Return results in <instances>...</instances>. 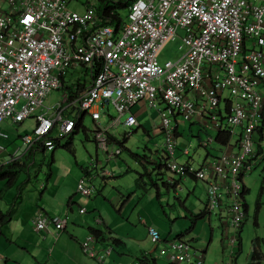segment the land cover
Wrapping results in <instances>:
<instances>
[{
  "label": "built area",
  "instance_id": "obj_1",
  "mask_svg": "<svg viewBox=\"0 0 264 264\" xmlns=\"http://www.w3.org/2000/svg\"><path fill=\"white\" fill-rule=\"evenodd\" d=\"M0 2V123L35 120L32 133L20 136L13 156L22 149L26 155L35 145L53 151L56 139L72 134L86 114L94 123L97 145L107 150L109 129L100 127L101 109L114 107L119 118L112 125L127 114L124 125L133 127L138 126L134 105L143 99L153 108L164 103L167 112L159 114L167 167L206 184L209 213L226 206V231L235 233L230 238L234 245L246 214L242 177L254 164L264 163V0H131L118 28L102 24L91 3L78 13L67 0ZM178 28L184 31L181 56L160 63L161 49ZM78 66L88 70L89 88L74 100L65 91L53 108L46 107L50 92L61 89L62 77ZM170 116L213 124L229 135L225 150L198 169L178 163ZM232 136L237 138L233 144ZM0 137L8 134L0 131ZM211 142L209 136L201 147ZM182 152L189 155L187 148ZM78 192L90 197L95 189L82 178ZM65 225L66 219L42 212L32 218L37 232L50 226L60 231ZM148 232L152 242H163L157 229ZM93 243L92 236L83 240V252L107 264L111 249L97 254ZM159 253L175 264L204 263L183 239L167 241Z\"/></svg>",
  "mask_w": 264,
  "mask_h": 264
},
{
  "label": "rangeland",
  "instance_id": "obj_2",
  "mask_svg": "<svg viewBox=\"0 0 264 264\" xmlns=\"http://www.w3.org/2000/svg\"><path fill=\"white\" fill-rule=\"evenodd\" d=\"M67 2L71 10L77 11H82L80 8L87 3H91L94 8L99 4V0H67ZM121 14L125 16V11ZM183 35L184 31L178 28L175 38L161 49L158 55L160 63L175 61L181 56L183 50L180 47ZM70 73L72 76H66L65 87L53 90L47 96L44 102L46 107L53 108L62 100L64 91L68 92V88H72V84L77 79L81 81L85 79L80 71ZM166 107V104L157 102L156 108H153L150 107L147 99L141 100L132 107L138 121V126L133 127L124 125L127 114L120 117L119 123L112 125V119L119 118L114 107L110 105L101 109L99 121L101 129H109V135L118 142H123L126 137L122 147L116 142H110L107 144V150L100 148L94 141L93 121L89 115H84L82 125L86 129V134L79 129L72 136L74 155L65 149L69 135L62 137L53 151L34 152L36 154L35 157L33 156L34 161L31 165L32 158L29 159V157L33 152L27 153L22 160L25 165H16L15 185L10 187L7 179L0 180V203L4 199V203L10 204L12 195L21 192L24 199L18 204L16 210V217H21L22 209L26 205L35 207V201L41 193L50 189L61 191L59 185L63 181L64 188L69 189V180H72L73 171H76L79 177L85 178V185L93 186L95 192L89 199L79 192L76 193V190L73 193L92 203L95 211L92 209L88 213L101 212L107 218L105 223L112 225L113 230L118 232L131 247L133 244L130 240L137 238L136 235H140L142 233L140 231L145 230V226L141 223L144 219L149 227H154L160 232L162 240L175 241L182 237L183 240L189 242L192 251L204 256L203 264H234L235 260L237 264H246L251 257L253 239L257 236L264 238V163L254 164L251 170L245 171L243 182L248 189L245 195L247 213L242 220V230L239 232V237H236L234 245L231 244L230 238L235 233L231 229L226 231L228 223L230 224V217L225 205L220 211L211 213L210 217L206 214L202 218L194 219L204 211L208 201L206 188L201 181H195L190 176L180 181V175L163 170L164 182L172 183L173 180L179 182L175 189L172 187L167 189L160 180L157 181L158 188L150 184L146 191L136 188L137 173H143L144 170L135 156L152 160L158 157L157 154H163L164 137L161 131L162 117L159 112L166 113ZM222 108L223 105H221ZM176 118L179 136L176 140L177 154H175L177 157L175 155V158L178 163H190L198 169L205 159V151L199 144L207 140L209 136L214 138L218 130L213 124L206 126L205 123H198L195 119L185 120L180 116ZM169 119L171 125L174 126L173 116ZM34 125L35 120L29 118L23 126L25 129L20 128L19 130L18 126L14 125L11 132L14 134H17V131L32 133ZM235 131L237 132L238 129ZM52 136L58 137L56 132ZM236 140V136H232L231 144ZM185 148L188 149L189 156L182 154L181 151ZM221 148L223 147L216 142H211L207 149L210 156L216 158ZM212 157L208 160L211 161ZM147 167L151 169L153 165ZM107 171L111 173L110 176H105L104 172ZM47 181H49L48 185H46ZM241 204L244 210V202L242 201ZM128 216L133 218L129 224ZM17 220L20 221V218ZM114 221L115 223H112ZM98 230L107 231L103 226H100ZM134 230H136L134 233L136 235L131 233ZM154 244L152 243V247L155 246ZM204 251L206 254H202ZM157 254L155 257L158 264L173 263L166 256L160 255L159 251Z\"/></svg>",
  "mask_w": 264,
  "mask_h": 264
},
{
  "label": "crops",
  "instance_id": "obj_3",
  "mask_svg": "<svg viewBox=\"0 0 264 264\" xmlns=\"http://www.w3.org/2000/svg\"><path fill=\"white\" fill-rule=\"evenodd\" d=\"M87 5L88 4L83 8H80L82 11H73L84 13ZM0 6H3L1 2ZM75 71L82 72L85 79L82 81L77 79L76 82L72 84V88H69L68 92L66 91L69 93L71 100H74L80 94L85 92L92 82L88 70L83 66H78L71 68L64 77H62L63 87H65L66 76H72V73L70 72ZM68 112H66V115L71 116V111L70 113ZM131 113L134 114L133 108H131ZM26 120L22 123L16 124L7 119L0 123V131L8 134V138L0 137V162L3 164L2 168H6L11 164L25 165V163L23 164L22 162L25 156L23 149L20 150L16 156H13V151L16 148V144L20 141V136L28 133H19V131H17V134H14L11 131L14 125H17L19 130L20 128L25 129L23 126ZM173 120L176 126L175 136L177 140V137L179 136L178 120L176 117L173 118ZM82 123L83 119L81 124ZM78 131L79 129H75L73 135ZM36 151H41L43 153L46 152L40 145H35L30 151L33 152L32 156L29 157V159L32 158L30 165L34 161L33 156L35 157L36 153L34 154V152ZM204 151L205 159L202 163L211 158L210 155L207 156L205 149ZM156 159L157 157L152 160L156 161ZM71 178L72 180H69V189L64 188L65 185L63 181L59 185V187L61 186V191L58 192L50 189L49 191L41 193L37 201H35V207L26 205L22 209L23 214L21 217H16L17 206L19 203L23 202L24 199L21 192L12 195V201L10 204L8 202L4 203V199L1 200L0 213L6 214V221L0 224V264H99L96 257L86 255L81 248V242L89 236H92L94 239L93 246L97 254H102L108 248L111 249L110 253L105 256V262L107 264H127L129 262L138 264L137 258L143 256H157L160 248L169 241V239H164L163 242L155 243V246L152 247V243L154 242L150 239L147 230L149 228L148 222L143 219L141 220V223L145 226V230L140 231L142 232L140 235L134 234L136 230L131 232L132 235H136L137 237L130 240V243L132 242L133 244L131 247L118 232L113 230L114 228L112 225L105 223L107 218L103 216L101 212L98 214L97 211L94 212L95 206L92 205V203H89L83 197H78V195L76 196L75 193H73L74 190L78 193V184L82 179L76 171H73ZM15 183L16 180H14V183L9 186H14ZM202 183L206 188V184L204 182ZM48 184L49 181H47L46 185ZM47 192H49V195H47ZM91 196L85 197L89 199ZM9 206L11 208L8 209ZM76 208H78V210ZM80 209H84V212L81 213ZM92 209L94 210V213H88L89 210ZM38 212H42L48 217H60L66 219L64 229L57 231L53 226H50L48 231H35L32 226V218ZM121 213L123 214V210ZM211 213L212 212H210L209 217L212 215ZM18 218H20V221L17 220ZM132 219V216H128V224ZM112 223H115V221ZM128 224L127 226L130 227ZM100 226H103L108 232L103 230V232L99 231L98 229ZM240 230H242V227H240L238 232H240ZM92 231H95L97 236L92 234ZM108 237L109 240H107ZM105 245H108L106 249H104L106 247ZM202 254H206V252L204 251Z\"/></svg>",
  "mask_w": 264,
  "mask_h": 264
},
{
  "label": "trees",
  "instance_id": "obj_4",
  "mask_svg": "<svg viewBox=\"0 0 264 264\" xmlns=\"http://www.w3.org/2000/svg\"><path fill=\"white\" fill-rule=\"evenodd\" d=\"M131 0H99V4L95 7L96 14L102 21V24H107L111 23L115 27H119L121 23H123V20L126 17V11H127V6L129 5ZM89 4V3H87ZM122 11H125V16H123L121 13ZM69 89V88H68ZM82 118L80 119V123L76 127L77 129H82L83 133L86 134V129L84 126L81 124ZM74 133V132H73ZM73 133L70 134L69 140L67 142V145L65 146V149L69 151L72 155H74V150L72 148V136ZM199 137V135H198ZM108 138L110 142H116L118 143L121 147L123 146V143L126 140V137H124L123 142H118L115 140L111 135L108 134ZM229 135L225 132L218 131L216 136L214 137V142H216L218 145L221 147H225L228 142H229ZM95 141V138H94ZM56 145H59V141H56ZM201 146V143L199 144ZM208 147H204V149L207 152V156L211 155L207 149ZM223 148H221V152L223 151ZM212 157V156H211ZM218 157V156H217ZM137 160H139V163L143 167V173H137V178L135 181V186L137 189H142L144 191L147 190L149 184L157 187L158 184L157 181L160 180L163 182V185L169 189L170 187L176 188L179 184L178 181L173 180L172 183H167L164 182L163 180V170H167L172 172L171 170L168 169L167 167V162H168V155L167 153L163 150V154H158V157L156 161L150 160L147 157H141L139 158L138 156H135ZM16 165L20 166L19 164H12L6 167V169L1 168L0 169V180L7 179V183L11 185L14 183V180H16V174H15V169ZM148 165H153V168L149 169L147 166ZM173 174H176L172 172ZM178 175V174H176ZM186 176L180 175V181L182 178ZM191 177V176H190ZM192 178H194L192 176ZM195 179V178H194ZM196 180V179H195ZM242 185H243V191L241 193V199L244 202V210L247 213V205L245 204V195L248 193V189L245 187L244 182H243V177H242ZM263 185H264V178H263ZM257 206L259 208L260 204L259 202L257 203ZM210 214L208 211V202L205 206V209L203 212L200 213L199 216L195 217L194 219L197 218H202L204 215ZM6 221V214L5 213H0V224ZM92 234L97 236L95 231H92ZM237 236L239 237V232L237 233ZM182 239V237L178 238ZM236 258V257H235ZM138 264H158V261L155 257L153 256H143L137 258ZM264 263V238L261 237H255L252 241V249H251V257L250 260L246 264H263ZM170 264H175V263H170ZM234 264L236 263V260L234 261Z\"/></svg>",
  "mask_w": 264,
  "mask_h": 264
}]
</instances>
